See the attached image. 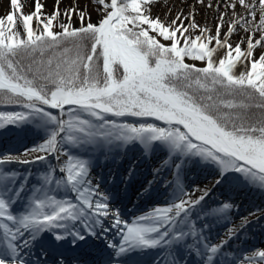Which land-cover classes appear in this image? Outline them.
<instances>
[{
    "label": "snow or ice",
    "instance_id": "obj_1",
    "mask_svg": "<svg viewBox=\"0 0 264 264\" xmlns=\"http://www.w3.org/2000/svg\"><path fill=\"white\" fill-rule=\"evenodd\" d=\"M152 2L94 0L95 23L91 11L72 7L57 32L51 26L61 15L59 0L46 18L42 0H34L33 13L20 9L26 38L16 30L14 12L6 16L12 27L0 19V96L24 109L0 112V129L13 125L26 134L31 129L25 126L35 125L43 131L31 148L0 153V264H29L30 250L45 234L54 251L101 240L95 264H144V256H150L147 264H264V250L243 255L233 243L242 239L249 217L264 216V209L236 223L239 205L231 197L208 200L218 186L264 191V51L256 53L264 49V0L225 3L215 36L195 22L194 11L178 12L170 22L153 18L145 7ZM10 6L18 8L17 0ZM33 21L43 25L40 32ZM240 28L246 50L243 38L234 47L228 42ZM192 29L199 34L191 36ZM48 52L53 55L45 59ZM21 53L32 56L27 67L17 59ZM238 65L244 70L237 75ZM131 149L153 164L139 194L151 199L158 187L168 198L129 223L114 207L116 178L93 172L101 157ZM45 161L35 183L31 172L5 167ZM137 167L131 161L119 183L135 182ZM197 169L209 171V184L188 181ZM111 229L118 243L105 239Z\"/></svg>",
    "mask_w": 264,
    "mask_h": 264
},
{
    "label": "bare ground",
    "instance_id": "obj_2",
    "mask_svg": "<svg viewBox=\"0 0 264 264\" xmlns=\"http://www.w3.org/2000/svg\"><path fill=\"white\" fill-rule=\"evenodd\" d=\"M43 1L44 0H42V2ZM17 2H18L19 7L13 9L10 6V0H0V18L4 19V26L6 28L12 27L11 25H8V23L6 21V16L9 14L10 11L14 12L16 14V18H18V19L20 18L21 19L20 9H22V14L24 15V12L27 9H29V8H33L34 9V6H35L34 5V0H17ZM51 2L53 3L54 6L57 4V0H51ZM231 2H232V0H205V4L201 5V4H199L197 2V0H153V2L151 3L150 6L149 5H145V7L146 8L150 7V15L153 18L159 17L162 21H166V22H170L173 18H175L178 12H183L184 16H190V13L194 11L195 12V17H194L195 18V22L197 24H199L201 28L210 29L211 30V34L213 36H215V25H216V23L219 20V12L226 11V9L224 7V4L225 3H231ZM208 4H212L213 7L212 8L207 7ZM217 4H220V7H219L218 10L216 8ZM72 7H76V10L79 9V10H89V11H91L92 9H94L96 7V5L94 3V0H59V11H61V9L66 10V9H70ZM64 10L61 11V15H60L62 21L64 20V17H65L64 15H62V13H65ZM79 10H77V11H79ZM240 11L242 12L243 10L240 9ZM91 13L96 14L99 17V15H98V13L96 11H91ZM57 19H58V17H57ZM231 19H232L231 12L229 10V16L226 17L225 21H224L225 27L223 29V32H225V33L227 32V30H228L227 29V25L231 22ZM185 23L187 24L188 21H185ZM36 24H37V21H33L32 22L33 27ZM189 34L191 36L195 37V35L199 34V31L197 29H192V30H190ZM241 38H243L242 50H246V47H247V36H246V34H245V32L243 31L242 28L237 29L228 38V42L231 43L233 45V47H234L236 43L241 42ZM256 38H258V35H257ZM221 39H223V35L221 36ZM165 42H168V41H165ZM205 42H207V41H205ZM180 46H183V43H181ZM211 46L212 47H216L214 41L211 42ZM226 51H227L226 48L225 49H218L219 56H223ZM261 51H264V49H257L256 50L257 55H259V53ZM214 56H215V54H214ZM188 59L190 61H193L191 58H188ZM193 62H195L196 64H200V65L204 63L203 61H193ZM241 69H244L243 66L242 65H238L237 68L234 69V71L237 73ZM31 129H33L32 130V132H33L32 134L43 133V131L38 129V128L35 129V127H34V128H31ZM0 130H1V132L5 133L8 130V128L6 127L4 129H0ZM16 130H18V129L16 128ZM20 134H21V136H23L22 133H20ZM33 144H34V141H31V142L27 143L26 146H24L23 148H20L21 150H19V151L17 150L18 152L15 150L14 152H12L10 154L11 155L19 154L20 152H23V150L25 148H31L33 146ZM8 153L9 152H7V154ZM109 160L113 161V159H109ZM116 164H117V162H114V163L108 162L104 166L100 167V170L103 168L102 171H104V170L107 171L108 169L117 168ZM21 166H22V168H26L28 165L21 164ZM96 166L99 167L98 164ZM122 166H123V168L125 167V169L128 168L129 162L126 160V158H124L123 163H121V167H119V174H118V172L116 173V174H118V176L117 177L114 176L116 178V183L119 184V188H120L118 196H119V194H121L123 192V189H124V187H123L124 184H120L119 183L121 177L123 175H125V170L122 169ZM152 167H153V165H152ZM150 171H151V169H150ZM150 171L144 172V170L141 169L140 173H139V170H138L136 172V177H138L139 174L140 175L143 174V175H145V177L147 179H151L152 177L149 175ZM202 172H203V170H202ZM191 174L192 173H190L189 176ZM193 174H194L193 181H195L196 183L200 184V186H202L201 184L203 182L205 183V181L209 178V177L201 178L200 176H202V175L200 173V169H197L196 171H194ZM102 176L103 177H107L109 175H105V176L102 175ZM197 177H199L201 179H197ZM32 178H33V180H35V176L34 175L32 176ZM144 182L146 183V180ZM141 186L142 185H139L134 190L131 188L129 193H128V195H127V199L131 200L132 198H136V200H137V199L141 198L142 196L139 194V192L141 191ZM248 193L249 194L251 193L250 192V187L246 190V192L244 194L239 193V197L242 196L243 200L245 199L246 201H249L250 198H248L249 197ZM118 201H120V200H118ZM248 203H250V201ZM250 208H251L250 205H247V206L243 205V207H242V205H240L239 206V212L242 213L241 216H244V214L249 212ZM17 211H19L18 207H17ZM257 224H258V222H257ZM256 229H257V231H256L257 234L255 236L256 240H259L260 242H264V224H258V226H256ZM212 235L214 236V231H213ZM105 239H111L112 241L115 242V239L111 238V236H109L108 234H106ZM50 240H51V236L50 235H48V234L43 235L41 240H40V242H38L30 250V253H29L28 257H27L28 260H31L35 256L34 255V254H36L35 250L40 248V246L42 245V242L46 243V241H50ZM247 241H248L247 239L244 240L243 237H242V239L240 241H234L233 243L240 250V249H242V248H244L246 246V242ZM46 244H49V242H47ZM102 244H103V242L101 240H95V241L89 242L88 246H90V247L94 246V248L98 251L97 247L98 248L102 247ZM68 245H71V244H68ZM83 248H84V246H83ZM81 251H82V253L78 250V251H76V253H74V254L71 253L70 255L73 254V256L80 257V258L84 259L85 261L89 260L90 258L87 257L86 254L83 253L84 250H81ZM253 251H255V250H253ZM242 254L243 255H247L248 252H244ZM70 255H67L65 257L68 259L70 257Z\"/></svg>",
    "mask_w": 264,
    "mask_h": 264
},
{
    "label": "rangeland",
    "instance_id": "obj_3",
    "mask_svg": "<svg viewBox=\"0 0 264 264\" xmlns=\"http://www.w3.org/2000/svg\"><path fill=\"white\" fill-rule=\"evenodd\" d=\"M42 3L44 5V7H43L44 10L42 9V12L40 13V15L45 17V18L48 17V16H51L52 13H53V9H54V5L51 2V0H44ZM63 10L64 9H61V11H63ZM77 10H79V9H77ZM33 11H34L33 8H29V9H27L24 12V15H28L30 13H33ZM61 11H60V13H61ZM79 11H77V12H79ZM64 12H65V10H64ZM62 15H64V13H62ZM98 18L99 17L96 14L91 13V22L95 23L98 20ZM65 19L66 18L64 17V20L62 21L61 16H59L58 19L55 20L54 26H51V27H53V30L57 31V32L61 31L62 29H61L60 25L65 22ZM14 23L17 25L16 30L21 34L22 37L26 38V36L24 34V30H23V21H22V19L16 18ZM74 26L78 27L79 26V22L77 21V23ZM42 27H43V25L42 24H38V23L34 26V28H36L37 32H40L42 30ZM150 34L155 35V33H150ZM158 39H160V42L164 43L166 46H170V41L165 42L163 40V38H158ZM65 47H67V46H65ZM185 62L186 63H190V64H195L197 67L206 66L205 62L203 64H201V65L200 64H196L195 62L190 61L187 57L185 58ZM243 70L244 69L239 70L236 74L238 75L240 73V71H243ZM101 71H102V67H101ZM49 87H51V86H49ZM3 100H4V97H3ZM8 111L9 112H21V111H24V109L22 107H20L19 105L8 104V103H6L4 101H0V112H8ZM53 111H56V110H53ZM146 119H148L149 122L156 123V124H159V125L163 126V122L162 121H156L154 118H146ZM6 126H8V125H6ZM33 127H35V125L27 126V128H30V129L33 128ZM35 129H36V127H35ZM32 130L33 129H31V131L26 133V135H28V134L31 135V138H28L29 140H26V141H31V140L35 139V143L34 144L40 143L42 141L41 137H43V133L32 134L33 133ZM18 133H20V132L18 131ZM36 164H38V165L36 166ZM40 164H41L40 162L39 163L35 162L34 164H29L26 168H22L21 164H11V165H6L5 167H7L9 169H14V170L18 171L21 175H24L25 173L34 170L32 172V176H33L34 174L37 175V173L39 171L43 170V168L45 167V166H43L42 168H40ZM35 166H36V169H35ZM38 166H39V169H37ZM95 174L96 173L93 172V176L94 177H98ZM202 177H209V178L205 181V183L203 182L201 185L204 186L205 184H209V181L211 180V176L209 174V171L205 172V174H203ZM33 183H35V181H33ZM250 188H253V191H256L260 195L262 201L258 202V203L259 204L264 203V191H261V190L257 189L254 186H250ZM212 196H214V195H212ZM253 205L254 204H250L251 209H250L249 212H256V207L257 206H253ZM249 212L246 213V214L248 215ZM236 223H238V222H236ZM255 232H256L255 230L253 231L252 229H249L248 232L246 233L247 238L249 237V239H250L251 237H253L255 235ZM246 249H248V250H246L244 252H247V251L250 252V251H253V250H264V242H260L259 240H253V241L249 242V244H248Z\"/></svg>",
    "mask_w": 264,
    "mask_h": 264
},
{
    "label": "trees",
    "instance_id": "obj_4",
    "mask_svg": "<svg viewBox=\"0 0 264 264\" xmlns=\"http://www.w3.org/2000/svg\"><path fill=\"white\" fill-rule=\"evenodd\" d=\"M64 46H69V45H64ZM58 51H59V50H58ZM48 55H53V53H52V52H48V53L46 54V56H45V59H47V56H48ZM36 56L39 57V53H36ZM58 58H59V57H57V59H58ZM17 59L22 60L23 65H24L25 67H27V66L29 65V63H31L32 56L27 55L26 53H21V55H20L19 57H17ZM54 62H55V61H54ZM29 78H30V79L32 78L31 75H29ZM0 101H4L2 96H0Z\"/></svg>",
    "mask_w": 264,
    "mask_h": 264
}]
</instances>
